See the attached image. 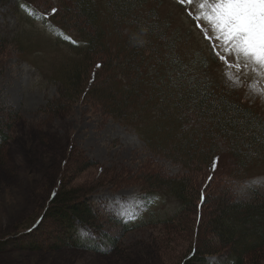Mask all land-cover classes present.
Returning <instances> with one entry per match:
<instances>
[{
  "label": "rangeland",
  "instance_id": "obj_1",
  "mask_svg": "<svg viewBox=\"0 0 264 264\" xmlns=\"http://www.w3.org/2000/svg\"><path fill=\"white\" fill-rule=\"evenodd\" d=\"M33 1L32 6L22 0L0 1V125L10 133L9 142L0 152V241H6L0 252V264H186L192 247L204 235L207 239L214 238L212 233L202 231L209 221L207 202L203 203L199 223L192 207L177 216L181 203L173 196L163 193L149 198L139 189L149 186L147 183L151 181L144 176L150 171L165 177L181 172L198 189L205 182V168L200 165L182 169L156 156L136 131L105 119V110L99 108L102 102L96 97L88 100L73 97L67 109L52 110L60 97L59 88L68 90L67 78L61 77V72L66 74L81 59L71 45L75 44L71 42L75 38L71 31L73 23L61 17L59 0ZM48 7L59 10L58 22L66 27L64 30L55 21H45ZM33 8L44 19L37 21L25 13ZM159 10L162 15L172 16L178 26L190 29L198 46H206L208 41L196 27L200 23L207 28L206 23L194 20V24L188 15V12L201 15L195 3L178 5L176 0H165ZM100 20L108 22L102 16ZM108 29V38L115 42L117 36L112 35L111 26ZM208 35L212 36L210 30ZM63 36L70 40H64ZM226 59L231 61V57ZM216 68L220 79L235 88L247 105L264 114V98L253 94V89L264 90V79L241 73L239 82L232 83L237 79L234 71L226 69L223 62ZM148 114L155 112L150 110ZM222 174L221 170L218 175ZM223 181L236 200L250 199L252 191L264 196V164L255 167L244 181L235 178ZM217 184L221 180L206 179L203 189L210 198ZM57 186L58 192H77L78 202L89 197L93 203L103 200L127 219L141 218L140 224L127 231L109 223L106 211L99 225L102 233L98 232L119 239L114 251L111 248L112 252L100 254L79 250L75 244L66 246L63 225L44 215L48 196ZM210 207L215 211L217 203L212 200ZM42 214L43 223L36 232L27 235L29 227ZM172 218H177L174 224L165 223ZM87 231L80 227L76 234L83 237L89 234ZM209 261L214 264L217 259L209 256ZM258 264H264V260Z\"/></svg>",
  "mask_w": 264,
  "mask_h": 264
},
{
  "label": "trees",
  "instance_id": "obj_2",
  "mask_svg": "<svg viewBox=\"0 0 264 264\" xmlns=\"http://www.w3.org/2000/svg\"><path fill=\"white\" fill-rule=\"evenodd\" d=\"M22 1L31 6L35 3ZM164 1L59 0L61 17L73 23L76 30L71 29L77 39L71 45L79 52L81 63L67 69L66 74L61 72L68 88L62 85L68 90L59 88L60 97L52 110L67 109L73 97H96L102 102L99 108L105 110V119L136 131L156 156L182 169L203 165L205 182L198 189L181 172L165 177L150 171L144 176L151 181L149 186L139 190L147 196H173L181 203L177 216L192 207L199 223L203 203L207 202L209 221L202 231L212 233L214 238L204 235L192 247L186 264H210L209 256L217 259L214 264H258L264 260V196L252 191L250 199L236 200L223 180L244 181L255 167L264 164V114L247 105L235 88L220 79L216 68L220 61L213 57L208 42L198 46L190 29L178 26L169 14L162 15L159 7ZM48 11L47 15L44 12L45 21H55L64 30L66 27L58 22L59 10L48 7ZM100 16L108 22L98 21ZM109 26L117 36L115 42L108 38ZM150 110L155 114L148 116ZM9 139L10 133L0 125V152ZM216 158V170L212 171ZM221 170L222 176L218 175ZM209 177V181L221 180L211 198L203 189ZM58 191V186L51 190L43 214L63 225L66 246L75 244L79 250L100 254L114 251L119 239L98 232L102 231L99 225L106 211L109 223L127 231L140 224L123 223L103 200L93 203L89 197L78 202L77 192ZM212 200L217 203L215 211L210 207ZM43 214L27 235L38 230ZM176 219L165 223L174 224ZM79 227L92 235L100 234L102 241L93 248L82 244L76 234ZM105 242L112 249L105 251ZM5 244L0 241V252Z\"/></svg>",
  "mask_w": 264,
  "mask_h": 264
},
{
  "label": "snow or ice",
  "instance_id": "obj_3",
  "mask_svg": "<svg viewBox=\"0 0 264 264\" xmlns=\"http://www.w3.org/2000/svg\"><path fill=\"white\" fill-rule=\"evenodd\" d=\"M176 2L189 6L196 4L201 15L193 16L192 12H188V15L194 20H203L206 23L207 28L200 23H197L196 27L208 41L213 57L223 62L226 69L237 74V79L232 83L239 82L241 73H250L253 77L264 79V0H176ZM52 11L55 13L56 10ZM28 14L37 21L44 19L37 11H30ZM49 27L51 28L50 25ZM209 30L212 36L208 35ZM63 39L70 40L67 36H63ZM218 49L224 54L222 55ZM226 57H231V61ZM225 76L226 79L229 78L227 72ZM253 94L264 98V90L256 92L253 89ZM217 161L218 158L213 160L212 171L216 170ZM203 200L202 195V203Z\"/></svg>",
  "mask_w": 264,
  "mask_h": 264
}]
</instances>
